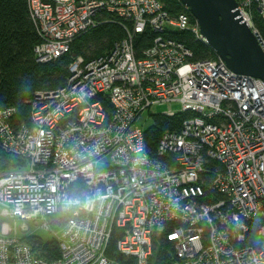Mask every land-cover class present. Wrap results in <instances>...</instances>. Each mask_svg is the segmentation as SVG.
<instances>
[{
    "label": "built area",
    "instance_id": "2783aa9c",
    "mask_svg": "<svg viewBox=\"0 0 264 264\" xmlns=\"http://www.w3.org/2000/svg\"><path fill=\"white\" fill-rule=\"evenodd\" d=\"M236 2L264 51L256 26L264 24V0ZM28 5L42 64L69 53L103 13L132 29L110 54L75 58L65 88L36 93L30 128H13L15 107L0 110L1 148L26 162L0 175V218L42 220L51 232V217L70 215L56 230L61 255L53 262L17 239L19 230L29 232L26 223L1 224L0 264H116L107 257L115 230L118 252L135 264H150L163 240L174 245V264H264V81L233 73L219 57L194 61L189 48L168 39L169 31L190 30L203 41L183 4L176 18L159 0ZM147 28L157 36L138 58L134 41ZM175 104L196 116L160 139L157 156L165 160H158L147 153L138 120Z\"/></svg>",
    "mask_w": 264,
    "mask_h": 264
},
{
    "label": "trees",
    "instance_id": "16d2710c",
    "mask_svg": "<svg viewBox=\"0 0 264 264\" xmlns=\"http://www.w3.org/2000/svg\"><path fill=\"white\" fill-rule=\"evenodd\" d=\"M164 10L172 18L183 11L179 0H159ZM193 26L196 20L189 13ZM101 23L95 29L77 36L71 44V51L66 55L49 63H39L35 59L34 47L42 42L37 27L30 16L28 0H0V110L2 108L15 107L17 112L13 116V128L31 127V103L36 93L56 92L68 84L70 78L69 67L77 57H82L87 62L98 60L108 55L114 49V45L127 37V30L132 26L127 21L119 18L116 14L103 13ZM257 29L264 40V24L256 20ZM157 34L149 28L135 38L134 45L138 58H142L145 49L152 46ZM168 39L184 44L194 54V61H206L217 59L208 45L198 40L193 32L169 31ZM104 103L109 115L112 114V106L106 98H99ZM195 113H181L174 117L164 114L152 115L153 126L144 131L147 153L158 160H165L157 156V148L160 139L168 133H179L185 120L195 117ZM26 162L17 155L2 150L0 144V175L4 172L22 169ZM208 181V180H207ZM210 183V179H209ZM70 215L62 213L57 217H51L50 224L54 230H59L67 222ZM112 239L107 251V257L116 264H135L133 258L129 259L117 250V242L122 237L118 230L112 234ZM255 240L254 234L250 235L249 241ZM24 242H30L43 251L45 260L53 262L60 258L61 251L58 240L53 239L45 243L42 239L34 236L24 238ZM256 241V240H255ZM155 249L150 264H174L176 255L174 245L163 240L160 245L154 243Z\"/></svg>",
    "mask_w": 264,
    "mask_h": 264
},
{
    "label": "water",
    "instance_id": "95a60500",
    "mask_svg": "<svg viewBox=\"0 0 264 264\" xmlns=\"http://www.w3.org/2000/svg\"><path fill=\"white\" fill-rule=\"evenodd\" d=\"M196 20L210 50L230 71L264 81V51L241 18L236 0H181Z\"/></svg>",
    "mask_w": 264,
    "mask_h": 264
},
{
    "label": "rangeland",
    "instance_id": "374dc122",
    "mask_svg": "<svg viewBox=\"0 0 264 264\" xmlns=\"http://www.w3.org/2000/svg\"><path fill=\"white\" fill-rule=\"evenodd\" d=\"M169 109L174 110L175 112H180L181 105L175 104V105H157V107L151 108L147 113H144L138 120L139 126L145 131L149 127L153 126V118L152 115H158L159 114H166L169 112ZM3 223H8L10 226L15 228V226H21L23 223H26L30 230L27 233L21 232L19 230L18 234L16 235L17 239L24 240V238H27L29 236H34L39 239H42L45 243L51 242L53 239H58V232L56 230L54 231H47L45 230L41 225L43 224V221L40 220L39 225L36 226L33 222H22L20 220H14L11 218H0V226Z\"/></svg>",
    "mask_w": 264,
    "mask_h": 264
}]
</instances>
